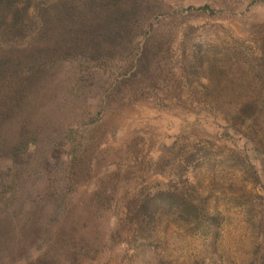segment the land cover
Segmentation results:
<instances>
[{
    "label": "rangeland",
    "instance_id": "obj_1",
    "mask_svg": "<svg viewBox=\"0 0 264 264\" xmlns=\"http://www.w3.org/2000/svg\"><path fill=\"white\" fill-rule=\"evenodd\" d=\"M40 1L33 0L29 15ZM140 1L155 8L132 38L133 53L115 59L104 79L91 83L86 99L68 84L70 74L59 72L37 110L42 125L52 128L41 137L78 130L75 143L61 153L75 159L68 162L74 182L59 232L63 239L52 250L54 264L67 257L72 264H264V136L250 140L228 130L227 114L215 108L221 99L264 103L256 70L245 65L248 41L264 33V0ZM205 6L209 10L200 11ZM148 32L154 40L147 50L154 51L138 64L136 48ZM4 47L0 42V53ZM40 47L31 44L25 51ZM193 47L223 75L227 98L206 90L200 74L187 80L183 51L188 61ZM130 60L135 75H125L119 85V69ZM114 80L118 86L106 92ZM192 153L196 158L184 174L190 201L185 207L176 198L183 192L177 173ZM167 192L176 194L174 202ZM141 200L155 211L144 260L133 258L122 243L130 227L128 209Z\"/></svg>",
    "mask_w": 264,
    "mask_h": 264
},
{
    "label": "trees",
    "instance_id": "obj_2",
    "mask_svg": "<svg viewBox=\"0 0 264 264\" xmlns=\"http://www.w3.org/2000/svg\"><path fill=\"white\" fill-rule=\"evenodd\" d=\"M32 3L33 0L24 3L0 0V42L7 46L0 53V264H54L53 246L63 239L59 232L71 209L69 188L74 182L69 181L68 162L75 159L71 154L61 153L65 145L75 143L78 130L72 126L65 128V134L50 131L41 137L50 125H42L37 110L47 99L45 92L52 85V78L62 71L68 78L70 74L68 84L80 98H85L91 83L99 84L115 59L133 53L132 38L138 35L155 8L140 0H41L43 4L37 3L29 15ZM208 10V6L200 9ZM147 36L143 47L136 48L138 64L146 63L154 51L147 50L154 40L150 32ZM164 40L157 41L156 52L161 50ZM36 43H43L44 47L25 51ZM248 43L245 65L256 70L260 89L264 90V33L254 35ZM201 54L200 47H193L187 61L183 51L182 68L187 80L200 74V79L207 82L206 90L227 98L230 93H225V87L220 85L223 75L218 76L220 71L205 62ZM130 61V65L127 61L128 65L119 69L122 77L119 85L126 81L125 75L127 79L135 75L132 72L135 62ZM118 84L114 80L106 92L113 91ZM188 87L192 88L191 84ZM227 100H219L215 108L227 114L224 119L228 130L250 140L256 133L264 136V103L260 104L257 98L236 104ZM196 154L186 156L179 166L181 197L167 192V198L172 202L175 197L181 198L185 207L190 201L184 197L188 187L184 174ZM131 205L130 227L122 243L133 258L141 256L144 260L150 249L147 250L145 242L151 239L149 228L155 220V211L146 200ZM192 206L194 210L197 208ZM36 250L39 254L33 255ZM34 257L38 259L33 260ZM69 259L59 262L72 264L66 262Z\"/></svg>",
    "mask_w": 264,
    "mask_h": 264
}]
</instances>
